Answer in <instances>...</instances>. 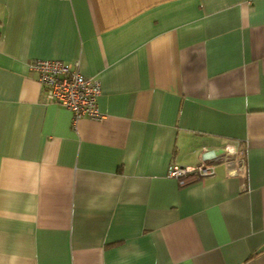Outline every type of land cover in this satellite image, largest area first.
I'll return each instance as SVG.
<instances>
[{"label":"crops","instance_id":"0c3cea01","mask_svg":"<svg viewBox=\"0 0 264 264\" xmlns=\"http://www.w3.org/2000/svg\"><path fill=\"white\" fill-rule=\"evenodd\" d=\"M34 60L78 62L103 117ZM0 264H264V0H0Z\"/></svg>","mask_w":264,"mask_h":264},{"label":"built area","instance_id":"2783aa9c","mask_svg":"<svg viewBox=\"0 0 264 264\" xmlns=\"http://www.w3.org/2000/svg\"><path fill=\"white\" fill-rule=\"evenodd\" d=\"M29 68L37 74L45 98L70 110L75 122L81 118L98 120L103 117L98 107L101 83L98 79L85 77L78 62L67 64L58 60H34ZM242 157L243 151L239 148L226 147L221 156L204 151L199 164L193 167L171 165L168 176L176 179L180 186H187L214 175L217 164L240 162Z\"/></svg>","mask_w":264,"mask_h":264}]
</instances>
